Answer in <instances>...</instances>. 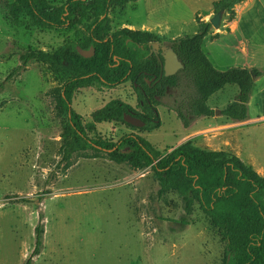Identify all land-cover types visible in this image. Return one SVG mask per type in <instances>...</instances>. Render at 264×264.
I'll return each instance as SVG.
<instances>
[{
    "label": "rangeland",
    "instance_id": "1",
    "mask_svg": "<svg viewBox=\"0 0 264 264\" xmlns=\"http://www.w3.org/2000/svg\"><path fill=\"white\" fill-rule=\"evenodd\" d=\"M49 1L61 5L67 0ZM127 6L123 17L134 16L132 5ZM118 12L111 11V33L120 29ZM92 20L90 12L74 29L44 28L34 26L25 13L15 21L8 8L0 7V264H24L29 258L33 264H220L224 241L198 206L189 224L181 223V198L171 192L158 196L151 167L116 163L91 148L64 157L68 121L58 99L65 82L61 73L49 63L31 61L9 78L28 50L54 52L67 41L84 42ZM184 28L183 36L198 31L197 26ZM158 38V44L171 43ZM217 42L206 39L203 49L222 69ZM238 89L227 85L209 99L220 111L216 119H227L220 116L221 108L235 99ZM112 100L140 108L131 81L113 88H80L71 107L86 124L94 110ZM180 100L181 89L169 88L157 105L161 126L153 131L112 121L98 123L87 134L92 140L118 142L133 133L163 155L192 140L217 148L218 138L205 127L214 119L197 118L184 128L176 113ZM249 128L242 130L248 153L264 163V126ZM243 159L250 161L246 155ZM37 226L44 229L39 254L34 253Z\"/></svg>",
    "mask_w": 264,
    "mask_h": 264
},
{
    "label": "trees",
    "instance_id": "2",
    "mask_svg": "<svg viewBox=\"0 0 264 264\" xmlns=\"http://www.w3.org/2000/svg\"><path fill=\"white\" fill-rule=\"evenodd\" d=\"M137 1L67 0L55 5L49 0H16L12 4L0 0V7L8 8L15 21L25 13L38 27L74 29L84 24L90 12L93 19L87 25L84 42L67 41L54 52L28 50L21 55V64L12 70L9 78L31 61L49 63L65 77L58 97L68 121L63 148L65 158L72 152L91 148L106 152L116 163H128L137 169L151 167L159 182L158 196L171 192L181 198L184 210L181 223L188 225L198 206L209 227L224 241L220 264H264V176L242 158L228 151L204 149L193 140L163 155L147 139L136 134H127L118 142L101 137L85 138L88 131H95L96 124L102 122H121L134 127L124 121V114L132 108L120 100H112L94 110L92 120L86 124L72 107L69 114V103L80 88H113L132 81L139 106L150 114V118L144 119L146 126L143 129L147 131L161 126L158 114L151 109L160 104L155 95L163 94L165 84L181 89L176 113L184 128L197 118L214 117L215 109L208 101L230 84L237 85L239 92L221 110V115L236 122L248 119L249 99L261 71L246 67L218 69L203 49L204 40L212 30L210 22H199V30L194 35L169 40L184 68L174 76L163 75L155 87L149 86L145 77H150L145 76V72L156 69L159 75L161 70L158 59L148 57L149 45L160 36L128 28L111 33L110 11ZM240 1L215 2V13L228 11L232 17L233 8ZM77 45L86 50L94 47L95 54L84 58L78 53ZM36 231L34 253L39 254L44 229L37 226ZM24 264H33L32 258Z\"/></svg>",
    "mask_w": 264,
    "mask_h": 264
},
{
    "label": "crops",
    "instance_id": "3",
    "mask_svg": "<svg viewBox=\"0 0 264 264\" xmlns=\"http://www.w3.org/2000/svg\"><path fill=\"white\" fill-rule=\"evenodd\" d=\"M218 1L220 0H138L126 4L123 8H116L119 9L120 16L117 26H120V29L150 32L174 40L183 36L180 32L185 26H197L199 30V22H210L216 14L214 3ZM129 4L132 5L131 11L136 14L125 18L123 15ZM233 10L232 17L228 11L223 12L220 27L215 29L212 26L205 40L218 41L220 61L223 64L221 70L246 67L261 71V76L254 81L249 99V117L242 122L232 121L227 117L225 121H220L219 117L216 119L217 116L210 117L215 123L205 127L218 138L217 148H206L201 146L198 140L193 141L204 149L228 151L242 159L243 155H246L250 161L243 160L264 176V163L255 155L248 153L246 139L242 135L243 129L249 130V127L254 125L264 126V0H241ZM111 11L109 16L112 26ZM216 97L219 101V96ZM225 107L223 106L221 110Z\"/></svg>",
    "mask_w": 264,
    "mask_h": 264
},
{
    "label": "water",
    "instance_id": "4",
    "mask_svg": "<svg viewBox=\"0 0 264 264\" xmlns=\"http://www.w3.org/2000/svg\"><path fill=\"white\" fill-rule=\"evenodd\" d=\"M223 11L217 12L211 19L210 23L215 29H218L220 27L221 19H222ZM152 45H157V43H153ZM77 51L78 53L83 56L84 58H90L95 54L94 47H91L90 49L86 50L83 49L80 45H77ZM163 68H164V75L166 77L176 74L179 70L184 68L183 63L178 57V54L174 51L172 47L166 49L163 48ZM70 111H71V104L69 103ZM220 111H215V114H219ZM124 121L128 124L141 128L145 126V122H143L141 119L134 117L133 115L129 113L124 114Z\"/></svg>",
    "mask_w": 264,
    "mask_h": 264
},
{
    "label": "flooded vegetation",
    "instance_id": "5",
    "mask_svg": "<svg viewBox=\"0 0 264 264\" xmlns=\"http://www.w3.org/2000/svg\"><path fill=\"white\" fill-rule=\"evenodd\" d=\"M156 43V42H154ZM153 43H151L149 45V50H148V57H156L158 59V62L160 63L161 65V70L159 72V75L157 74L156 72V69L151 71V72H145V76H149L150 78L148 79L147 77H145V80L147 81V83L149 84L150 87H155L156 84L159 83L160 79L162 78V76L164 75V68H163V56H162V53L164 52L163 51V48H170L172 47L171 44H167V46H165L164 44H158L157 45H152ZM177 74V73H176ZM174 74V75H176ZM174 75H171V76H174ZM170 77V76H168ZM132 82V81H131ZM133 83V82H132ZM174 86H170L168 84H165V88H164V92L162 95H155L156 97V100L157 101H161V98H163V96H165V94L168 92L169 88H173ZM159 92V90H157ZM151 111L155 112L158 114V111H157V106L156 108L154 109V107L152 106V109ZM71 111H69V114H70ZM129 114L133 115L134 117H137L139 119H141L143 122H145V118L148 119L150 118V114H149V111L143 107H140L138 110H134V109H129L128 112ZM70 116V115H69ZM159 116V114H158ZM97 125V124H96ZM132 126V125H131ZM145 126H146V122H145ZM144 126V127H145ZM135 127V126H134ZM138 128V127H137ZM143 128V127H141ZM133 134V133H132ZM86 137H89V135L87 134Z\"/></svg>",
    "mask_w": 264,
    "mask_h": 264
}]
</instances>
